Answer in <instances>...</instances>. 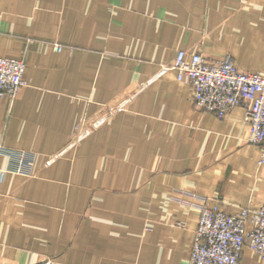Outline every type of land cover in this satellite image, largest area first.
<instances>
[{"label": "crops", "instance_id": "0c3cea01", "mask_svg": "<svg viewBox=\"0 0 264 264\" xmlns=\"http://www.w3.org/2000/svg\"><path fill=\"white\" fill-rule=\"evenodd\" d=\"M179 49L264 73V0H0V264H189L201 197L264 205L244 106L197 110Z\"/></svg>", "mask_w": 264, "mask_h": 264}, {"label": "built area", "instance_id": "2783aa9c", "mask_svg": "<svg viewBox=\"0 0 264 264\" xmlns=\"http://www.w3.org/2000/svg\"><path fill=\"white\" fill-rule=\"evenodd\" d=\"M62 46L55 44L60 50ZM176 79L190 86L197 110L224 117L235 106H244L247 140L259 146L258 164L264 163V73L241 70L229 55L207 59L200 52L177 50L169 62ZM22 58L0 54V96H15L28 82ZM10 169L21 171L23 152L11 154ZM198 222L193 230L189 264H238L243 246L264 259V205L229 212L221 200L201 197ZM49 264V260L43 263Z\"/></svg>", "mask_w": 264, "mask_h": 264}, {"label": "rangeland", "instance_id": "374dc122", "mask_svg": "<svg viewBox=\"0 0 264 264\" xmlns=\"http://www.w3.org/2000/svg\"><path fill=\"white\" fill-rule=\"evenodd\" d=\"M213 198H215V197H213ZM217 198V197H216ZM219 200H220V198H218Z\"/></svg>", "mask_w": 264, "mask_h": 264}]
</instances>
